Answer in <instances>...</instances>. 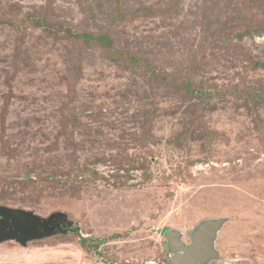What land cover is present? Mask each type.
<instances>
[{
	"label": "rangeland",
	"instance_id": "obj_1",
	"mask_svg": "<svg viewBox=\"0 0 264 264\" xmlns=\"http://www.w3.org/2000/svg\"><path fill=\"white\" fill-rule=\"evenodd\" d=\"M0 206L61 214L0 264H264V0H0Z\"/></svg>",
	"mask_w": 264,
	"mask_h": 264
},
{
	"label": "water",
	"instance_id": "obj_2",
	"mask_svg": "<svg viewBox=\"0 0 264 264\" xmlns=\"http://www.w3.org/2000/svg\"><path fill=\"white\" fill-rule=\"evenodd\" d=\"M60 213L43 219L34 211L11 209L0 206V243L15 240L26 245L32 240L53 234L58 228ZM225 219L209 220L191 234V243L185 244L176 231L166 233L170 257L167 264H212L220 258L215 248L218 234Z\"/></svg>",
	"mask_w": 264,
	"mask_h": 264
},
{
	"label": "crops",
	"instance_id": "obj_3",
	"mask_svg": "<svg viewBox=\"0 0 264 264\" xmlns=\"http://www.w3.org/2000/svg\"><path fill=\"white\" fill-rule=\"evenodd\" d=\"M32 256H33V255H32ZM32 256L28 258L29 261H34Z\"/></svg>",
	"mask_w": 264,
	"mask_h": 264
}]
</instances>
